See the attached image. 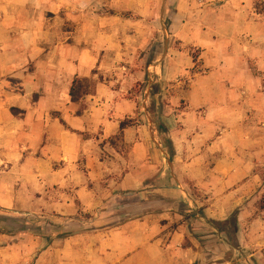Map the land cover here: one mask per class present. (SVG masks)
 <instances>
[{"label":"crops","instance_id":"crops-1","mask_svg":"<svg viewBox=\"0 0 264 264\" xmlns=\"http://www.w3.org/2000/svg\"><path fill=\"white\" fill-rule=\"evenodd\" d=\"M123 1L163 11L114 32L97 17L79 47L55 42L56 2L15 6L34 20L36 99L11 114L25 138L2 176L0 264H156L153 248L175 244L162 264H264V0ZM7 17L0 1V37ZM76 78L93 86L73 102ZM234 214L238 246L215 223Z\"/></svg>","mask_w":264,"mask_h":264},{"label":"rangeland","instance_id":"rangeland-1","mask_svg":"<svg viewBox=\"0 0 264 264\" xmlns=\"http://www.w3.org/2000/svg\"><path fill=\"white\" fill-rule=\"evenodd\" d=\"M3 4L9 5V17L8 33H3V37H0V157H7L0 162V191L4 186H8L7 179L2 180V176H7L6 170L11 165L18 164L17 151L18 143L21 138H25L18 125L16 117H20L21 113H24L23 107H27L32 103H21L19 100L26 96H30L31 99H36V91H34V81H36V32L33 30L34 20L28 21L26 27L24 22L21 21L22 17L16 14L18 9L16 5H22L23 1H30L31 4L34 0H0ZM43 3L58 4L55 13H49V18H52L49 27L54 31V38L57 44L61 46L66 43L71 45L86 44L88 42L89 34L97 27L96 18H104V22L99 21V26H103L105 31L114 32L117 31L116 27H120V19L123 17L143 16L151 14L154 16L161 15L163 7L154 6L147 8L143 5L129 7L126 1L123 0H71L74 4V9L71 10L66 7V2L70 0H41ZM260 11H264L263 7H258ZM166 20H158L150 23L155 30L164 31L166 28L170 29V16L174 15V8L170 7L167 12ZM115 18V19H113ZM6 21V19H3ZM148 23L136 24V26H148ZM94 34V33H93ZM250 43L251 40H249ZM83 43V44H82ZM257 44L258 50H263L264 54V39H260ZM153 56H150V59ZM196 60L198 59L197 52L194 53ZM262 76V83L260 91L264 92V73L258 71ZM26 100V99H25ZM28 100V99H27ZM21 103V105H18ZM150 111L153 114L154 121H160V106L158 104L151 105ZM1 126L8 128V131H4L1 135ZM167 139H170L166 133L161 135V141L164 147L169 152H174L172 142L169 143ZM26 140V139H25ZM21 148H23L21 146ZM27 152V151H26ZM170 154V153H169ZM10 157V159H9ZM15 157V158H14ZM175 155L170 154V158L174 159ZM7 160V161H5ZM13 185V184H12ZM16 183L14 186L17 187ZM10 192V191H7ZM13 192V191H12ZM9 197V196H8ZM27 198V197H26ZM6 202V201H4ZM21 202V201H20ZM5 219L0 217V220ZM6 220V219H5ZM218 226V225H217ZM230 226L227 228L229 229ZM63 233L59 232V236ZM169 243V242H168ZM187 244V243H186ZM231 244L238 246L237 233L231 236ZM216 253L218 255L230 256L234 251L228 250V247L222 243L216 246ZM154 260H157L156 264H162L166 258L179 257L178 248L176 244L170 247H154L152 250ZM234 255V254H233ZM21 264H34L32 258ZM47 264V263H46Z\"/></svg>","mask_w":264,"mask_h":264},{"label":"trees","instance_id":"trees-1","mask_svg":"<svg viewBox=\"0 0 264 264\" xmlns=\"http://www.w3.org/2000/svg\"><path fill=\"white\" fill-rule=\"evenodd\" d=\"M92 83L88 78H76L73 82V85L71 87V91H70V95H71V99L73 102H78L80 101L85 95L89 94L91 92L92 89ZM127 123L123 122L122 123V127H124ZM164 131H166L164 129ZM167 141L169 143H171L170 139H167ZM171 155H175V152H169ZM260 207L262 210H264V197L262 198L261 202H260ZM1 222V220H0ZM216 225H218V228L226 233V236L228 238V241L231 243V236L236 234L238 231V220L236 215H232L230 216L227 220L225 221H218L215 222ZM228 226L229 229L227 228Z\"/></svg>","mask_w":264,"mask_h":264}]
</instances>
